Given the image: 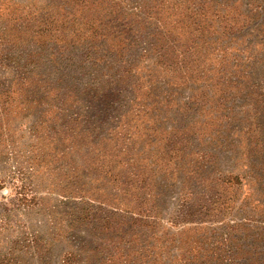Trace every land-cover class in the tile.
I'll use <instances>...</instances> for the list:
<instances>
[{"label": "rangeland", "instance_id": "1", "mask_svg": "<svg viewBox=\"0 0 264 264\" xmlns=\"http://www.w3.org/2000/svg\"><path fill=\"white\" fill-rule=\"evenodd\" d=\"M159 2L0 0V264H264V152L242 134L264 131V0ZM200 6L209 43L185 73L161 72L147 18ZM178 129L186 163L153 172V132ZM127 178L140 215L101 201Z\"/></svg>", "mask_w": 264, "mask_h": 264}, {"label": "trees", "instance_id": "2", "mask_svg": "<svg viewBox=\"0 0 264 264\" xmlns=\"http://www.w3.org/2000/svg\"><path fill=\"white\" fill-rule=\"evenodd\" d=\"M165 3H166V0H162V2H159L156 5L164 6ZM200 8L201 6L195 9L184 7V10L177 13V18L174 17L175 19L167 18L166 20H162V18L160 19L147 18V23L149 24L151 28L148 33H145V38H147V41H148L146 50L148 54H151V57H153L152 63H154L155 66H157L161 72L171 73V74H176V72H179L178 76H180V74L182 73H185L188 62L192 60L189 58V56L194 55L197 52L199 53L200 52L199 50H201L202 45L209 43L208 41L205 40V35L203 32V25H202V22L204 21V18L206 15L201 12L202 10ZM157 10L163 11L161 7H158ZM155 15H158V14L156 13ZM137 34L141 36V33L139 30ZM57 41H61V38H57ZM93 41H94V38H93ZM108 45L107 47L111 48L110 50L113 52L116 49H119L116 55L121 58L116 57L115 61L120 59L119 63L121 64V67H123V69L124 67H126L127 75H129L130 65H128L129 62L126 59L124 60V57H123L124 53L122 54L123 50L127 51L126 47H128L127 45H125V41L122 42L121 39L115 37V34H112L111 39H108ZM197 48H199L198 51H196ZM180 64H184L183 71L177 70L178 67L176 66H179ZM123 74H124V71L122 70V73L115 80L118 82L125 83L126 79L123 77ZM111 85H112V81L108 83L106 86H104V88L98 89V92L102 93L103 96L108 97V100L114 97V94L112 95ZM136 91H135L134 98L138 97V92H140L138 88H136ZM149 96H151V92H148V93L144 92L141 97V100H147ZM45 97L48 98L47 106H50L51 102H54V104L61 106L60 97L57 98L58 96L50 95L48 93L45 95ZM4 98L6 99L7 97H4ZM150 101L151 103L144 104L141 106H143V108H150V106H153L154 108L156 105H158L157 102L154 101V98ZM176 131L174 133L172 132L165 133L163 141L160 139H157V137L155 136L159 134V132H153L155 135L152 133V135H154V138L151 141H154V145L157 147L156 148L157 154H155V159L153 163H155L158 166V167H155L153 172H155L157 169L159 170L160 168L161 170L164 171V173L171 175L172 172L174 171V166L181 165V163H186L185 159L189 153L186 154V156H180L182 152L181 146L178 148V146L174 144V141L180 135H181L180 139L183 141H186L188 138L187 132H183L182 129L181 130L178 129ZM262 133H264L263 130L259 131L256 128L246 130L245 132L242 133L244 135H247L246 137H248L249 142H252V144L254 145L253 146L254 151L257 152L258 154L262 150L264 152V143H263L264 136H261ZM131 139H132V135L130 134L129 140L131 141ZM151 170L150 172H145V174L146 173L150 174ZM169 170H171L170 173L167 172ZM126 174H130L131 178L134 179L135 181L138 179L139 183L144 187L147 179L145 178L139 179V177L141 178V176L145 175L144 173L142 172L140 173V171H137L134 173L128 172ZM183 174L185 176L195 174L193 176V177H196L195 184L197 183V185H201V187L204 185V182L206 181L205 176H202V175L197 176L198 171H195V173H193V171L190 170V168L189 170H184ZM127 179L129 180H123L124 184L122 186L124 188L117 189L116 187H118V185L114 184L115 182H112L113 185L115 186V190H112L109 194L105 195L106 197H104L103 200L101 201L114 208L116 207L118 208L122 206L124 210V214L140 215V213L142 214L143 212H141L140 210L142 209L140 205L137 204V199H134L133 197L129 198L126 196L129 188H131L133 192L138 191L137 186H136L137 181L136 182L130 181V178H127ZM232 183L235 184L234 182ZM184 187H186L187 190L189 188L193 189L194 184L187 181L184 184ZM190 195H193V194L192 192L188 191L186 192L185 195H183L182 198L186 202V204H190L189 205L190 208L187 211L188 216L191 217V219H194V217L196 218V216L194 215H198L196 212V209L201 210V208L197 205L198 204L197 202L199 201V199H196L195 202H191L194 200L192 198H189ZM197 217L199 220H202L201 217L203 218L204 214L201 217L199 216Z\"/></svg>", "mask_w": 264, "mask_h": 264}]
</instances>
